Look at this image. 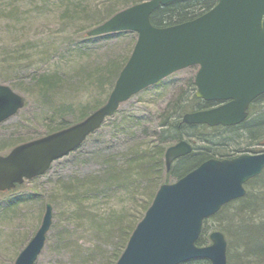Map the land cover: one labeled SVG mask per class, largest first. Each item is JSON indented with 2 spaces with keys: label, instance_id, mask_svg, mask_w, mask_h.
<instances>
[{
  "label": "rangeland",
  "instance_id": "rangeland-1",
  "mask_svg": "<svg viewBox=\"0 0 264 264\" xmlns=\"http://www.w3.org/2000/svg\"><path fill=\"white\" fill-rule=\"evenodd\" d=\"M122 1L0 0V83L26 99L24 108L0 124V154L47 134L62 117L71 125L106 103L110 71L123 62L138 35L88 36L87 31ZM198 69L194 65L176 71L132 96L77 152L56 160L44 175L25 180L14 191L0 193V264H14L39 228L47 203L53 206V224L35 264H115L127 233L142 219L159 186L177 179L165 175L164 157L165 169L150 168L155 150L162 146L159 125L175 109L185 108V113L195 107ZM263 113L264 100L254 102L246 121ZM237 132L242 148L264 149L263 138L252 139L245 128ZM233 151V156L254 153ZM108 153L122 160L123 170H129L126 178H107L102 155ZM185 166L188 163L181 162L178 170ZM245 187L246 195L260 189L258 183ZM239 204L224 205L207 222L211 231L225 234L228 264L236 263L240 251L232 225L240 221L235 218Z\"/></svg>",
  "mask_w": 264,
  "mask_h": 264
},
{
  "label": "water",
  "instance_id": "water-1",
  "mask_svg": "<svg viewBox=\"0 0 264 264\" xmlns=\"http://www.w3.org/2000/svg\"><path fill=\"white\" fill-rule=\"evenodd\" d=\"M179 0H144L116 12L90 28L89 36L133 31L138 38L104 105L85 119L0 154V192L43 175L52 163L79 148L115 114L120 104L172 73L199 65L196 97L221 104L186 112L187 124L232 126L248 115L251 102L264 93V0H216L205 13L181 23L156 26L158 8ZM24 96L0 83V124L25 106ZM181 139L166 149V169L190 154ZM264 169V152L232 158H209L173 183H163L133 230L116 264H181L205 258L228 264V242L220 230L210 244H196L206 218L245 195L244 184ZM53 224V206L46 204L41 225L14 264H35Z\"/></svg>",
  "mask_w": 264,
  "mask_h": 264
},
{
  "label": "trees",
  "instance_id": "trees-1",
  "mask_svg": "<svg viewBox=\"0 0 264 264\" xmlns=\"http://www.w3.org/2000/svg\"><path fill=\"white\" fill-rule=\"evenodd\" d=\"M144 0H123L120 3H116L109 7V10L106 14L97 21V24H100L110 18L119 10L128 7L132 4L141 2ZM216 0H180L168 3L157 10H155L151 15V21L156 26H169L177 23H181L190 19H193L206 11H208L211 7L214 6ZM126 32H117L110 33L104 36H112L116 34H122ZM102 36V35H101ZM132 49L129 51V54L124 57L122 63H117L114 69L110 72H113L111 89L114 86L115 80L117 79L122 67L126 63L129 55L131 54ZM110 89V91H111ZM195 107L194 109H205L209 108L215 104V102H205L202 100H198L196 96L194 97ZM264 100V94L260 95L254 102L258 103L259 101ZM253 102V103H254ZM253 103L251 104L253 106ZM187 110L185 108H177L171 113L168 118H166L160 125L159 135L161 137L162 146L157 148L154 152L153 157V166H151L150 171L155 172L157 170H161L164 168L163 157L165 155V145L170 142L178 141L183 138L189 140L193 145V150L190 154L180 158L175 165H173L172 169L165 174L167 177L172 173L174 177L179 178L183 176L185 173L190 171L191 169L197 167L201 162L209 159L211 157L218 158H229L233 157L235 152L233 150H237L238 152H246L251 151L254 153L264 151V149H256V148H248L240 146L237 140H239L238 130L245 128L248 134L252 139H264V113L255 117L250 121H244L238 125L224 127V126H213L210 127L206 124H187L182 121L181 115L184 111ZM189 110V111H191ZM87 116L86 114H82L80 119H84ZM65 118L62 117L61 122L53 128H49L47 133L54 132L65 128L67 122H63ZM78 119L79 121H81ZM78 122V121H76ZM76 150L75 152H77ZM146 156V155H145ZM103 162L105 161V165L108 166V171L106 172V176L110 180L118 179L121 177H125L129 170H123L121 167L122 160H117L114 155L108 153L107 155H102ZM145 158V157H144ZM143 160V157L140 159ZM181 162L188 163V166L180 167ZM134 168L132 165L131 171ZM165 169V168H164ZM126 178V177H125ZM169 181V179H167ZM248 184H259V191L256 193H252L249 195H245L238 200L239 209L235 218H237L239 223L232 224L236 229L237 240L236 243L239 244L238 251L236 255L237 261L235 264H264V207L260 206L261 209L254 213L255 207L257 205H264V170L263 172L254 177L253 179L247 182ZM246 183V184H247ZM14 191V190H13ZM234 200V201H237ZM216 215V214H215ZM214 215V216H215ZM253 215L259 219L258 222L253 220ZM213 216V217H214ZM211 217V218H213ZM208 219L204 220V226L199 238L196 241L197 245H206L209 244V232L211 231V227L207 224ZM229 219V218H228ZM233 219V218H232ZM231 221V220H230ZM125 231V230H123ZM133 230L127 233V242ZM126 242V243H127ZM235 243V242H234ZM121 245V244H120ZM119 245V246H120ZM239 250V249H238ZM204 261L209 262L206 259H195L190 260L183 264H204ZM232 264V263H231Z\"/></svg>",
  "mask_w": 264,
  "mask_h": 264
},
{
  "label": "bare ground",
  "instance_id": "bare-ground-1",
  "mask_svg": "<svg viewBox=\"0 0 264 264\" xmlns=\"http://www.w3.org/2000/svg\"><path fill=\"white\" fill-rule=\"evenodd\" d=\"M184 157V156H183ZM182 158V157H181ZM192 170V169H191ZM189 172V171H188ZM186 174V173H185ZM225 238H226V236H225ZM200 246V245H199Z\"/></svg>",
  "mask_w": 264,
  "mask_h": 264
}]
</instances>
